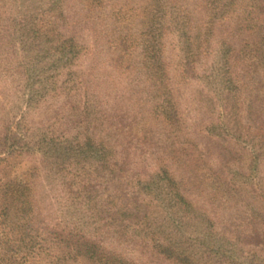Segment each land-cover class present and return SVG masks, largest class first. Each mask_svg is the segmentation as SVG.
<instances>
[{"label": "rangeland", "instance_id": "374dc122", "mask_svg": "<svg viewBox=\"0 0 264 264\" xmlns=\"http://www.w3.org/2000/svg\"><path fill=\"white\" fill-rule=\"evenodd\" d=\"M7 4L0 10L4 25L32 22L15 40L7 33L0 42V116L15 102L7 98L12 87L23 93L31 76L39 102L14 106V128L22 120L21 127L35 126L38 134L105 143L114 160L77 178L98 196L94 223L106 225L104 243L138 264H172L124 229L156 209L149 203L159 198L141 194L138 182L154 181L166 167L178 182L166 194L182 193L215 221L223 245L232 241L240 254H258L262 263L264 203L252 187L264 190V160L257 170L251 160L253 151L264 159V0H59L52 11L41 0ZM27 31L34 35L29 45ZM70 37L82 48L80 57L61 68L48 90V48L58 52L57 40ZM45 68L43 80L38 74ZM215 75L228 93L223 102L210 88L208 77ZM220 121L232 129L226 137L206 130ZM42 158L39 149L10 158L0 165V185L13 162L16 172H31L35 211L48 221ZM178 199L166 205L177 206ZM4 202L0 195V264H48V228L39 236L44 224H33L26 233L34 240L16 242L1 214ZM79 257L62 264H95Z\"/></svg>", "mask_w": 264, "mask_h": 264}, {"label": "trees", "instance_id": "16d2710c", "mask_svg": "<svg viewBox=\"0 0 264 264\" xmlns=\"http://www.w3.org/2000/svg\"><path fill=\"white\" fill-rule=\"evenodd\" d=\"M7 1L9 0H0V10H3L4 5H8ZM58 1L55 0L53 3L51 0L48 2L41 0V3L45 9L48 8V11H52ZM31 22L24 19L19 23L6 26L0 18V42H3L4 35L7 33H13L12 37H8L11 38V41L15 40L20 36L18 31L27 29ZM33 37V33L30 35V32L27 31V35L23 36L24 44L29 45ZM53 41L48 38V45H51ZM57 41L61 43L55 48L58 52L52 51L54 47L51 50L48 48V90L53 88L51 86L54 85L55 78L60 75L61 68L71 65L76 58L80 57L82 49L72 37L64 41ZM42 71L44 73L38 75L44 80L47 77V69ZM12 77L17 80L14 73ZM208 79L210 88L217 98L221 102L225 101V96L228 93L224 89L223 91L221 88L219 89L221 79L216 75L208 77ZM30 80L23 93L19 90L20 86L12 87L15 90L11 96L7 95V98H11L15 102L9 110L6 106L2 108L0 156L4 157H0V165L4 166L10 162V158H19L23 153H31L35 149L42 152L46 183L45 195L48 199L45 210L48 211V221H44L46 218H40L41 213L38 214L35 211L36 206L30 183L31 172L29 174L23 173V171L22 173L16 172L17 168L13 162L10 165L11 170L5 171L8 180L0 185L1 200L5 201L1 214L5 219L7 218L6 222L11 228L10 232L17 237L16 242H24L25 245H28L29 239L27 240V238L32 235H27L26 232H29L30 228H34L37 223L44 224V227L40 228L42 230L39 232V236L42 235L43 230L48 228V264L66 263L69 261L67 259L69 255H73L77 259H80L79 256H87L95 264H138L123 254L121 250L109 248L104 243L106 225L99 221L94 223L96 220L94 218L101 209L98 196H94L89 187H86L85 184L80 186L77 181L78 176L83 173L91 172L98 167H106L111 163V159L114 160L105 147V143L97 141L93 137L81 140L78 137L56 136L49 130L48 136L43 132L38 134L35 126L21 127L22 120L20 125L13 127L14 119L17 116L14 114V106L20 104L18 102H22L24 99L30 109L39 102L38 98L41 94L38 93L36 85H30ZM234 95L232 94L233 97ZM226 104L229 103L226 102ZM230 105L224 110L226 116L229 114ZM206 130L211 135L226 137L232 129L227 123L220 121L209 125ZM261 131L264 132V129ZM253 154L251 167L257 170L260 162L264 159L260 152L253 151ZM24 176L26 179L28 178L27 181L23 179ZM239 182L241 181L238 179L236 183ZM248 182H250V178L245 176L242 183L247 184ZM177 184L178 182L166 167L156 174L154 181H139L138 188L141 194L154 195L160 201L157 198H152L153 201L149 204L153 205L154 203L156 209L145 212L142 216L137 215L136 220L124 226L125 231L132 232L133 237L139 236L145 243L153 247V251L172 264H264V261L261 263L258 260V254L253 253L249 256L240 254L232 241H229L227 246L223 245L222 240L214 231L215 221L207 217L182 193L178 192L177 195L175 193L174 197H171L170 193L166 194L170 188H168L169 185ZM252 192L255 193L256 200L260 198V203H264V190L259 192L253 185ZM164 195L167 197L166 199L162 197ZM176 196H180V199ZM177 199L179 200L177 204L179 209L172 211L173 206L166 205V201L175 202ZM174 204L176 206V203ZM175 206L173 208H178ZM117 208L119 211L129 210L120 204L117 205ZM134 208L136 209V207ZM187 226L190 227L189 236L186 234ZM162 235L168 238L162 239ZM258 235L261 234L258 233ZM262 238L264 240V236ZM32 240H34L33 237L29 241Z\"/></svg>", "mask_w": 264, "mask_h": 264}]
</instances>
